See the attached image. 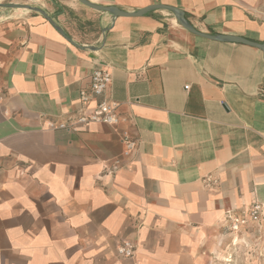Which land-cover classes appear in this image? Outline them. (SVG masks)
<instances>
[{
  "label": "crops",
  "instance_id": "crops-1",
  "mask_svg": "<svg viewBox=\"0 0 264 264\" xmlns=\"http://www.w3.org/2000/svg\"><path fill=\"white\" fill-rule=\"evenodd\" d=\"M89 1L172 6L201 32L264 42V0ZM96 68L123 121L49 129L84 108ZM257 202L259 221L231 231L227 211ZM260 221L264 50L193 34L168 9L0 0V264H264Z\"/></svg>",
  "mask_w": 264,
  "mask_h": 264
},
{
  "label": "built area",
  "instance_id": "built-area-1",
  "mask_svg": "<svg viewBox=\"0 0 264 264\" xmlns=\"http://www.w3.org/2000/svg\"><path fill=\"white\" fill-rule=\"evenodd\" d=\"M110 81L111 72L109 69H94L90 74L88 89H82L79 94V100L84 108H81L78 114L71 119L48 122V128L77 132L92 123H100L110 127L118 126L123 121L122 116L118 112V104L105 96V91ZM91 101H94V105L89 110H86L85 107ZM119 136L123 145L122 155L129 156L133 152L136 142L129 136L126 130H121ZM202 182L205 186H210L216 180L211 175H207L202 178ZM261 210L262 205L257 202L242 211L239 215H233L230 211H227L230 221L229 229L235 232L248 222L259 221ZM135 249L134 243L130 240H124L116 246V254L119 257L130 258L133 256Z\"/></svg>",
  "mask_w": 264,
  "mask_h": 264
},
{
  "label": "water",
  "instance_id": "water-1",
  "mask_svg": "<svg viewBox=\"0 0 264 264\" xmlns=\"http://www.w3.org/2000/svg\"><path fill=\"white\" fill-rule=\"evenodd\" d=\"M78 1L83 3L86 6L94 8L96 10L108 11L115 16H141L151 9H159V8L168 9V10L172 11L176 20L179 22V24L193 34H196L198 36L208 38L211 40H216V41H220V42L240 43V44H244V45H248L251 47H255V48H259V49L264 50V42L254 41L252 39H249V38H246L243 36L228 35V34L212 35L209 33L201 32V31L195 29L186 20L183 11L176 8V7L162 5V4H152V5H149L147 7L142 8V9H138L136 11H123V10L119 9L118 7L112 6V5L111 6L99 5V4L92 3L89 0H78Z\"/></svg>",
  "mask_w": 264,
  "mask_h": 264
},
{
  "label": "rangeland",
  "instance_id": "rangeland-1",
  "mask_svg": "<svg viewBox=\"0 0 264 264\" xmlns=\"http://www.w3.org/2000/svg\"><path fill=\"white\" fill-rule=\"evenodd\" d=\"M261 229H264V225H263V223H262V221H260V223H259V226H258V228H257V231L258 230H261ZM257 231L254 233L253 231V233H254V236H256V234L259 236V234H260V236L262 235V233H257ZM263 232V231H262ZM257 236V237H258ZM238 245V244H237ZM256 249H257V246H256V248H247L246 250L245 249H239V248H237V251H238V259H240V258H242L244 261L246 260V261H250L251 260V254L253 253L254 254V252H256ZM258 251L259 252H261V251H263V254H264V249L262 248V244L261 245H258ZM228 261H230V260H228Z\"/></svg>",
  "mask_w": 264,
  "mask_h": 264
},
{
  "label": "bare ground",
  "instance_id": "bare-ground-1",
  "mask_svg": "<svg viewBox=\"0 0 264 264\" xmlns=\"http://www.w3.org/2000/svg\"><path fill=\"white\" fill-rule=\"evenodd\" d=\"M236 241H237V240H236ZM224 260L228 261V259H224Z\"/></svg>",
  "mask_w": 264,
  "mask_h": 264
}]
</instances>
